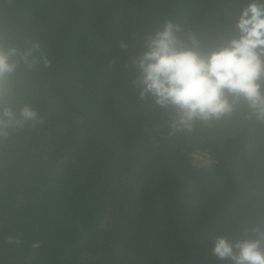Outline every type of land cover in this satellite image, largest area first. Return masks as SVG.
I'll return each mask as SVG.
<instances>
[{
  "label": "trees",
  "instance_id": "16d2710c",
  "mask_svg": "<svg viewBox=\"0 0 264 264\" xmlns=\"http://www.w3.org/2000/svg\"><path fill=\"white\" fill-rule=\"evenodd\" d=\"M249 2L0 0L3 46L32 49L3 107L36 112L0 137V264H233L217 237L260 238L264 122L241 100L177 130L137 66L166 21L201 52L224 46Z\"/></svg>",
  "mask_w": 264,
  "mask_h": 264
},
{
  "label": "clouds",
  "instance_id": "9594fccd",
  "mask_svg": "<svg viewBox=\"0 0 264 264\" xmlns=\"http://www.w3.org/2000/svg\"><path fill=\"white\" fill-rule=\"evenodd\" d=\"M235 29L236 35L224 46L201 52L195 39L190 44L181 39L179 24L166 21L148 37L147 51L139 58L140 97L151 96L161 108L174 107L173 127L177 130L190 131L194 121L220 119L241 100L258 121L264 122V0H250L242 8ZM33 49L38 50L39 45ZM31 55L32 49L20 53L15 47L5 48L0 39V137L6 136L10 127L36 117L29 106L20 109L19 117L3 107L9 95V78L20 61L31 68ZM44 65L48 66L46 59ZM259 237L235 243L217 237L212 251L233 264H264V233Z\"/></svg>",
  "mask_w": 264,
  "mask_h": 264
},
{
  "label": "built area",
  "instance_id": "2783aa9c",
  "mask_svg": "<svg viewBox=\"0 0 264 264\" xmlns=\"http://www.w3.org/2000/svg\"><path fill=\"white\" fill-rule=\"evenodd\" d=\"M191 164L197 168L206 169L212 164V158L207 151L196 150L191 154Z\"/></svg>",
  "mask_w": 264,
  "mask_h": 264
}]
</instances>
